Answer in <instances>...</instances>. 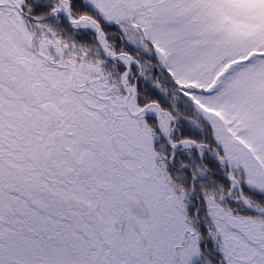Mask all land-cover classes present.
Returning a JSON list of instances; mask_svg holds the SVG:
<instances>
[{"label": "snow or ice", "instance_id": "1", "mask_svg": "<svg viewBox=\"0 0 264 264\" xmlns=\"http://www.w3.org/2000/svg\"><path fill=\"white\" fill-rule=\"evenodd\" d=\"M0 264H264V0H0Z\"/></svg>", "mask_w": 264, "mask_h": 264}]
</instances>
